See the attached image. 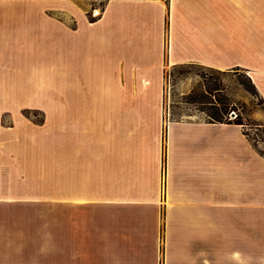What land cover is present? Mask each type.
I'll return each instance as SVG.
<instances>
[{
  "label": "rangeland",
  "instance_id": "374dc122",
  "mask_svg": "<svg viewBox=\"0 0 264 264\" xmlns=\"http://www.w3.org/2000/svg\"><path fill=\"white\" fill-rule=\"evenodd\" d=\"M113 1L0 0V264H96V249L78 243L95 205L79 204L97 196V142L112 127L103 114L112 105L102 101L131 109L138 127H156L160 114L162 129L172 119L209 118L214 102L236 111L264 148L255 117L264 110V0H154L166 8L158 50L149 48L156 37H129L145 31L142 18L158 19L154 11L117 2L108 12ZM185 16L215 20L222 41L232 35L233 65L183 57L169 31ZM118 78L125 87L109 89Z\"/></svg>",
  "mask_w": 264,
  "mask_h": 264
},
{
  "label": "crops",
  "instance_id": "0c3cea01",
  "mask_svg": "<svg viewBox=\"0 0 264 264\" xmlns=\"http://www.w3.org/2000/svg\"><path fill=\"white\" fill-rule=\"evenodd\" d=\"M117 2L154 11L158 19L142 18L145 31L131 30L129 37H156L149 48L158 50L166 8L154 0H114L108 12ZM184 19L172 20L169 31L183 57L219 69L233 65L231 34L218 39L216 22L207 16ZM249 68L258 77L260 69ZM132 72L133 65L131 87ZM117 82L108 88L125 87ZM104 102L112 105L103 113L112 127L97 142V196L79 204L82 211L95 205L93 222L80 225L78 243L96 249V264H264V148L244 124L189 116L162 129L157 114L156 127H138L131 109L122 113V103ZM255 117L264 123V110Z\"/></svg>",
  "mask_w": 264,
  "mask_h": 264
},
{
  "label": "trees",
  "instance_id": "16d2710c",
  "mask_svg": "<svg viewBox=\"0 0 264 264\" xmlns=\"http://www.w3.org/2000/svg\"><path fill=\"white\" fill-rule=\"evenodd\" d=\"M214 89H218V87L216 86ZM211 113H209V119L211 121H221V122H224V121H227V119H223L222 116H225L229 113V112H225L223 110H220L218 107H215L216 106V103L214 102H211ZM223 114V115H222ZM238 119L235 120V122L237 123H243L241 121H237ZM248 133V132H247ZM249 134V133H248ZM262 152L264 153V150H262Z\"/></svg>",
  "mask_w": 264,
  "mask_h": 264
},
{
  "label": "built area",
  "instance_id": "2783aa9c",
  "mask_svg": "<svg viewBox=\"0 0 264 264\" xmlns=\"http://www.w3.org/2000/svg\"><path fill=\"white\" fill-rule=\"evenodd\" d=\"M238 117V114L234 110L229 111V113L226 115V119L229 121H235L238 119Z\"/></svg>",
  "mask_w": 264,
  "mask_h": 264
},
{
  "label": "bare ground",
  "instance_id": "6f19581e",
  "mask_svg": "<svg viewBox=\"0 0 264 264\" xmlns=\"http://www.w3.org/2000/svg\"><path fill=\"white\" fill-rule=\"evenodd\" d=\"M100 13H101L100 9H96L95 14L98 15Z\"/></svg>",
  "mask_w": 264,
  "mask_h": 264
}]
</instances>
